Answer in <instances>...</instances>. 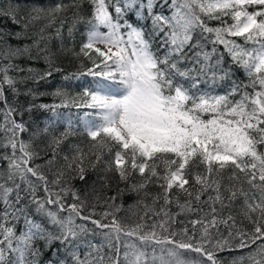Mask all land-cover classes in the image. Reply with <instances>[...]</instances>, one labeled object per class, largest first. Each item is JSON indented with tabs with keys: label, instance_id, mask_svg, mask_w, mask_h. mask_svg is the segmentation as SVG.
I'll return each instance as SVG.
<instances>
[{
	"label": "snow or ice",
	"instance_id": "snow-or-ice-1",
	"mask_svg": "<svg viewBox=\"0 0 264 264\" xmlns=\"http://www.w3.org/2000/svg\"><path fill=\"white\" fill-rule=\"evenodd\" d=\"M69 54L81 93L9 101ZM0 105V264H264V0H0Z\"/></svg>",
	"mask_w": 264,
	"mask_h": 264
},
{
	"label": "trees",
	"instance_id": "trees-1",
	"mask_svg": "<svg viewBox=\"0 0 264 264\" xmlns=\"http://www.w3.org/2000/svg\"><path fill=\"white\" fill-rule=\"evenodd\" d=\"M38 2H42L45 3L47 5H52L55 4L57 2V0H38ZM65 3L68 2V0H64ZM252 9L249 8V11H251ZM227 19V18H226ZM231 22V21H229ZM219 22L218 21H211L210 25L211 26H216L218 25ZM83 30L81 29L80 32H78L75 35V40H74V45H73V51H79L80 48V44L81 42L84 40V36L82 34ZM13 43H16V41H12ZM54 46L56 42H53ZM81 61H83V64L85 67H89L90 62L84 58V57H79V58H74L71 54H69L66 57H63L60 61L61 67L64 69L63 72H56L53 74V76L47 81V82H40V84L38 85H33L31 84V82L28 84V87H33L35 88L38 92H43L44 95L39 96L36 100L32 101L31 97L28 96H20L18 101H16L13 97V95L8 92L6 90V95L9 99L10 102H18L21 105H26L29 102H33L36 104H58L60 103L61 98L60 97H56L53 95L54 91L57 88H65L67 89V91L69 92V94L71 96H75L78 93H81V84L82 82H76L73 81L72 82V86L69 87V82L64 81L63 80V76L67 73L70 72H78L80 70V64ZM22 65L27 64V63H31V62H21ZM33 67H36L38 69L43 70L45 68V65L40 62V63H35L32 64ZM91 77H86L83 78V80H90ZM0 107H3V105H0ZM59 112H63V113H71L73 115V120H75V115L78 111H83L78 110L76 108H69V109H58ZM52 115V113L50 111H45V110H40V109H34L33 112L31 113V115H29L28 113H25V115L23 116V121H25L27 123V126L29 127L30 131L27 133H23L22 134V138L25 140H28L30 138L31 135V130L35 127V125H40L43 126L44 124L48 123V118ZM17 119L19 120L20 117H17ZM65 125L60 124L57 126V133L59 134V132L64 131ZM70 140L72 143H77L80 144L81 146H86L88 144V139L85 135L82 134L81 131H77L75 133V135L70 137ZM36 145H42V141L37 140L35 141ZM4 149H0V152H3ZM105 159H108L107 156H105ZM6 164V162L4 161H0V168L4 167ZM100 175H103L102 172L99 173ZM140 177L139 176H135L133 177V182H139ZM109 181L111 183V188L106 189L105 192L108 195H112L117 188H124L125 185L123 183H120L117 178L114 175L109 174ZM76 187L83 189V185L80 183L76 184ZM96 187L99 189L100 183L97 182ZM147 191L149 193L155 194L159 191V189L154 186V185H149ZM90 199H91V195H90ZM137 197L133 196V195H128L125 194L122 199H118L117 203H122L123 204V210L119 213V217L124 219L126 222L128 223H132L134 222L137 217L135 215H133L134 212L138 211L137 207H136V201H137ZM146 203H151V196H149L148 198H146ZM100 210V209H98ZM151 222V221H149ZM244 227H250L247 222H244ZM175 227L180 228L182 227V225L177 224ZM239 253H221L220 256L221 258L225 261V264H227V261L231 258V256L234 255H238ZM45 260L49 259V257L46 255L44 257Z\"/></svg>",
	"mask_w": 264,
	"mask_h": 264
}]
</instances>
